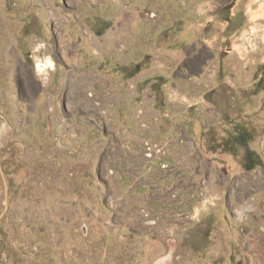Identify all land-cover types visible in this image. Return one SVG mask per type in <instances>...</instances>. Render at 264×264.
<instances>
[{
    "label": "rangeland",
    "instance_id": "374dc122",
    "mask_svg": "<svg viewBox=\"0 0 264 264\" xmlns=\"http://www.w3.org/2000/svg\"><path fill=\"white\" fill-rule=\"evenodd\" d=\"M195 6L0 0V264H264V0Z\"/></svg>",
    "mask_w": 264,
    "mask_h": 264
},
{
    "label": "crops",
    "instance_id": "0c3cea01",
    "mask_svg": "<svg viewBox=\"0 0 264 264\" xmlns=\"http://www.w3.org/2000/svg\"><path fill=\"white\" fill-rule=\"evenodd\" d=\"M190 2H193L196 5L195 7H197L199 4V0H190ZM191 10H193V9H191ZM191 10L188 11L189 14L193 15L195 18H199V11L194 9L193 13H191ZM184 26H186V28L182 29L181 34L183 36H186L187 39H188L189 31H191V29H189L190 26H196V29H197L196 34H199V20L196 19V21H195L194 18L191 17L190 22H188V21L184 22ZM186 37H185V39H186ZM162 247H163V252L159 253V256L156 259H154L152 264H172L171 262L176 260V258L173 260V253L175 252L176 247H174V248H167L166 246H162ZM178 258H180V257H178ZM163 259H165L166 261H163Z\"/></svg>",
    "mask_w": 264,
    "mask_h": 264
},
{
    "label": "bare ground",
    "instance_id": "6f19581e",
    "mask_svg": "<svg viewBox=\"0 0 264 264\" xmlns=\"http://www.w3.org/2000/svg\"><path fill=\"white\" fill-rule=\"evenodd\" d=\"M263 15V12L259 11V12H251L250 13V19L251 20H254L256 17H259V16H262ZM46 67H52V63L51 62H44V64L42 65H39L38 66V71H43ZM246 211V210H244Z\"/></svg>",
    "mask_w": 264,
    "mask_h": 264
},
{
    "label": "water",
    "instance_id": "95a60500",
    "mask_svg": "<svg viewBox=\"0 0 264 264\" xmlns=\"http://www.w3.org/2000/svg\"><path fill=\"white\" fill-rule=\"evenodd\" d=\"M58 132V129H57V127H56V133ZM82 231H83V234L85 235L86 234V228L85 227H83L82 228Z\"/></svg>",
    "mask_w": 264,
    "mask_h": 264
},
{
    "label": "flooded vegetation",
    "instance_id": "af4514ba",
    "mask_svg": "<svg viewBox=\"0 0 264 264\" xmlns=\"http://www.w3.org/2000/svg\"><path fill=\"white\" fill-rule=\"evenodd\" d=\"M167 246H169L168 244H167ZM173 247H176V245H174ZM167 248H171V247H167ZM175 259V257L173 258V260Z\"/></svg>",
    "mask_w": 264,
    "mask_h": 264
},
{
    "label": "trees",
    "instance_id": "16d2710c",
    "mask_svg": "<svg viewBox=\"0 0 264 264\" xmlns=\"http://www.w3.org/2000/svg\"><path fill=\"white\" fill-rule=\"evenodd\" d=\"M246 162V161H245ZM247 166L245 165V168H246Z\"/></svg>",
    "mask_w": 264,
    "mask_h": 264
}]
</instances>
